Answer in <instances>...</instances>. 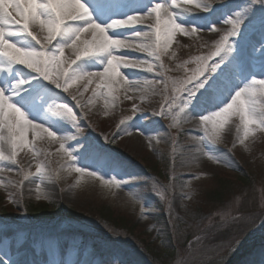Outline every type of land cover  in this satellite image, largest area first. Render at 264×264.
Here are the masks:
<instances>
[{
  "label": "rangeland",
  "instance_id": "1",
  "mask_svg": "<svg viewBox=\"0 0 264 264\" xmlns=\"http://www.w3.org/2000/svg\"><path fill=\"white\" fill-rule=\"evenodd\" d=\"M80 2L102 26L141 18L106 30L127 45L112 80L106 54L83 55L100 36L77 40L74 0L58 32L50 11L5 21L8 43L55 56L62 87L0 45V89L23 113L0 116V264H203L249 237L264 264V0ZM156 4L161 29L186 30L167 46Z\"/></svg>",
  "mask_w": 264,
  "mask_h": 264
},
{
  "label": "snow or ice",
  "instance_id": "2",
  "mask_svg": "<svg viewBox=\"0 0 264 264\" xmlns=\"http://www.w3.org/2000/svg\"><path fill=\"white\" fill-rule=\"evenodd\" d=\"M77 12L71 14L69 19L72 20H84L87 24V27L80 28L76 30L77 40L79 39V33L88 31L89 28L93 29V39L95 40L97 33L100 36L99 42L95 44V51L91 50V46L89 50L84 51L83 55H97L99 53H103L107 55V64L104 67V71L97 74L103 83L104 79L112 80L114 76L119 75V65L114 63L116 57L112 55L113 48H122L127 45L124 44L120 39H115L112 36L107 34V29L109 28H117L128 26V24L132 22H139L140 17H128V21L125 22L123 20H113L111 24L107 26H102L97 23L91 16L88 6L85 3H81L80 0H74ZM61 3L62 0H45L44 3H38V0H0V45H4L6 48H15L17 53H22L21 55L13 56L10 52H5L6 56H10L13 60H15L19 64L27 65L28 68L34 69L35 72L39 73L44 77L45 80L51 81L52 84H55L57 88L62 87V85L49 74L48 66L50 64L57 63L55 56L48 57L44 53L29 51L27 49L16 48V45L8 43L5 39L6 35H15L16 33H5V21L8 22L10 26H19L23 29H28V17L31 15L33 18L40 19L41 13L51 12L54 15V19L50 22L51 27L49 28L50 34L53 32H58L61 28V25L64 23V16L61 12ZM199 7V5H197ZM12 9L15 10L16 15L14 16ZM160 9L161 5L156 4L154 8L151 9L152 12L156 13L157 21H156V32H157V40L160 39V33L163 31L164 34V44L167 46L171 43L174 34L177 31H186L181 27L180 24L176 23L171 17L167 21L163 22V29H161V21H160ZM16 16H19L20 19H17ZM23 21V23H22ZM41 23L43 21L41 20ZM234 24L232 35L236 34L235 25L238 23L236 21L232 22ZM71 31V30H70ZM28 35H32L31 32ZM137 36L140 35L139 32L136 33ZM52 36L50 35L49 39ZM35 39V37H33ZM76 41H73L75 44ZM27 55V59L24 58L25 54ZM60 55L63 56V48L60 49ZM80 57L78 56L77 59ZM125 67L128 66L126 63ZM215 71V67L212 69ZM261 83H264L262 81ZM202 84H197L196 87H202ZM67 91V88L64 89ZM244 89H240L235 93L233 97V103H236L237 100L240 101L238 107L241 110L242 116H247V110L244 105V101L240 100L241 93ZM191 95V93H190ZM232 104H228L222 111L227 112L228 109L232 108ZM12 110L19 116H22L23 113L20 112V109L16 107L15 104L8 102V97L6 96L3 89H0V116H10L11 112L6 111ZM221 113H216V116H220ZM206 120L207 117H204ZM250 122V121H249ZM50 135H55V133H50Z\"/></svg>",
  "mask_w": 264,
  "mask_h": 264
},
{
  "label": "trees",
  "instance_id": "3",
  "mask_svg": "<svg viewBox=\"0 0 264 264\" xmlns=\"http://www.w3.org/2000/svg\"><path fill=\"white\" fill-rule=\"evenodd\" d=\"M44 209H47L46 205H45V208ZM259 252H256L254 253L253 255H247V256H243L239 261V263H242V264H249V263H252L253 262V257H255Z\"/></svg>",
  "mask_w": 264,
  "mask_h": 264
},
{
  "label": "water",
  "instance_id": "4",
  "mask_svg": "<svg viewBox=\"0 0 264 264\" xmlns=\"http://www.w3.org/2000/svg\"><path fill=\"white\" fill-rule=\"evenodd\" d=\"M227 262H229V260H227L226 257H222L220 259L212 260L203 264H226Z\"/></svg>",
  "mask_w": 264,
  "mask_h": 264
},
{
  "label": "bare ground",
  "instance_id": "5",
  "mask_svg": "<svg viewBox=\"0 0 264 264\" xmlns=\"http://www.w3.org/2000/svg\"><path fill=\"white\" fill-rule=\"evenodd\" d=\"M259 239H260V237H259ZM252 241L253 240H250V242L247 244V246H249L252 243ZM243 248H246L244 246V244L243 245L242 244H239L238 246H236V247L233 248L232 252L236 253V252L240 251V249H243Z\"/></svg>",
  "mask_w": 264,
  "mask_h": 264
}]
</instances>
